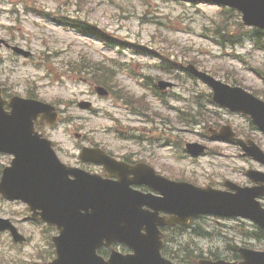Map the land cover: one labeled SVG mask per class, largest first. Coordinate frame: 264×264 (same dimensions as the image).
<instances>
[{
    "label": "clouds",
    "instance_id": "1",
    "mask_svg": "<svg viewBox=\"0 0 264 264\" xmlns=\"http://www.w3.org/2000/svg\"><path fill=\"white\" fill-rule=\"evenodd\" d=\"M27 3L28 0L0 3V24L5 28L21 27L25 34H30L31 25H39L40 34L45 38H63L58 44L62 55L32 62L16 58L12 63L8 59L10 53L0 48V60H3L0 68L8 70L6 74L0 73V80L9 85L6 93L0 92V115L11 116L14 111L12 96L31 98L30 85L33 80H39L53 90L37 89L40 95L55 101L60 117L55 131L60 135L71 138L83 129L85 135L81 141L85 147L96 146L90 136H100L101 142H119L123 147L134 149L138 159L160 160L188 175L196 174L200 158L188 153L184 137L190 136L194 142H207V137L212 135L202 113L214 106L215 89L194 72L189 75L190 66L184 63L183 57L177 62V53L192 51L200 61L230 64L233 70H239L240 65L232 59L222 58V51L244 57L249 62L254 60L257 52L264 54V43L252 35L253 28L244 23L233 24L234 31L230 33L227 25L217 22L221 10L205 8V0H95L92 7L103 8L112 17L120 29V37L130 40L131 44H143L144 49H166L170 53L167 62L153 52L116 41L109 45L104 37L81 33L68 25L33 20L24 15ZM13 8L20 16L19 25L15 24V17L8 16ZM79 18V15L73 16L74 20ZM228 35H239L240 40L234 46L224 48L221 37ZM0 39L31 50L27 41L21 44L18 39L13 41L5 34H0ZM51 46L57 45L53 42ZM196 49L199 52L194 51ZM33 55L40 57L41 53L35 51ZM17 76L23 79H16ZM53 76L57 78L53 79ZM129 84L135 91L129 89ZM97 88L105 89L104 93L98 92ZM79 101L87 102L84 110L79 107ZM37 116L40 122L46 119L45 113L40 111L32 117V123L37 122ZM250 119L247 115L236 118L242 129L241 141L246 139L244 130L250 131ZM48 123L51 128L54 121ZM177 127L185 131H177ZM118 129L137 138L136 142L117 141ZM81 141L76 142L77 148ZM243 158L244 153L238 149L233 170ZM244 164L248 166L247 161ZM127 169L126 180L131 182L135 180L136 165L129 164ZM106 178L120 183V176L111 174L108 169ZM132 185L128 183L129 188ZM146 210L150 208L141 205V211ZM141 234H146V230L141 229ZM220 247L222 250L223 246ZM230 264H245V260L237 256L230 258Z\"/></svg>",
    "mask_w": 264,
    "mask_h": 264
},
{
    "label": "water",
    "instance_id": "2",
    "mask_svg": "<svg viewBox=\"0 0 264 264\" xmlns=\"http://www.w3.org/2000/svg\"><path fill=\"white\" fill-rule=\"evenodd\" d=\"M210 1L238 9L245 25L264 29V0ZM189 71L214 87L217 103L233 112L249 115L264 129L263 102L239 88H230L197 73L192 67ZM98 92L104 93L101 89ZM12 101V115H0V152L14 156L11 167L3 171L0 193L9 200L26 203L34 215L38 214L60 231V236L53 238L57 259L50 264H109L110 259V264H172L160 256L162 243L158 227L185 226L198 215L240 216L264 229V210L256 202L264 194V175L247 173L259 184L250 189L226 183L234 193L170 182L156 176L152 170L131 182L123 172L116 174L120 176L119 184L104 181L63 166L51 150V143L34 132L31 121L37 112H44L47 121L56 120L52 107L18 98ZM80 106L85 108L86 104ZM187 149L193 155L203 151L195 144L188 145ZM252 155L264 163V155L256 148L252 149ZM97 157L100 158L98 163H112L98 150L83 149L80 155L84 160L95 161ZM128 183L146 184L162 198L144 196L131 190ZM141 205H147L153 212L141 211ZM160 211L171 217H158ZM141 229H145L146 234H141ZM5 230L15 241H23L8 221L0 220V231ZM104 241L108 246L117 241L123 243L132 249L133 255L122 256L112 251L110 259L104 261L96 256V249ZM238 252L245 264H264V253L244 248ZM197 264L230 263L200 260Z\"/></svg>",
    "mask_w": 264,
    "mask_h": 264
},
{
    "label": "rangeland",
    "instance_id": "3",
    "mask_svg": "<svg viewBox=\"0 0 264 264\" xmlns=\"http://www.w3.org/2000/svg\"><path fill=\"white\" fill-rule=\"evenodd\" d=\"M4 2H6V0H0V3ZM28 3L29 5L33 4L38 9H42L40 11L42 14L38 15H36L37 12H35L34 15L24 12L25 16L31 17L33 20L41 21L47 24L52 21L49 20L48 17L43 16L44 11L57 12L61 10V12L65 13L64 15L67 17V19H72L71 16L73 17L74 15H79V21L88 23L95 30L101 31L104 29V32H97V36L95 37H104L106 39L111 38V41H107L109 45H111L113 41H116L122 45H131L132 47H136L138 49H144L143 44H131L130 40L120 37V29L116 27V23L113 21L112 17L103 8L98 6L92 7V5L95 4V0H28ZM204 7L207 9H218L217 7L210 5H204ZM13 9L8 12V16L15 17V24L19 25L21 22L19 14H10ZM225 18L226 17L221 14L217 22L219 23V20ZM225 20L227 21L228 25H237L235 18L228 17V19ZM31 29L32 31L30 34H25V29L21 27L5 28L4 24H0V34L8 35L13 41L18 39L21 44L27 41V45L31 49L29 51L32 53V58L25 61L32 62L41 58L44 59L45 54L47 56L50 55L49 59H56L62 55L58 47L59 41L63 39L61 36H56L51 39L45 38V36L40 34L41 30L39 25L35 24L31 25ZM232 31H234V29ZM113 32H115V35ZM13 33H15V35H13ZM53 42H55L57 46L50 47V44ZM221 44L224 48L230 47L222 40ZM23 48L25 49V47ZM144 50L153 52L156 56H163L166 60L167 56L170 54L166 49ZM35 51H39L41 56L34 57L33 52ZM194 51L199 52V49ZM182 57L185 64H193L199 70L212 73L216 75V78L224 82L228 81V84L232 83V81L241 83L243 87L254 90L259 94V98L264 100V54L257 52L254 60L249 62V60L244 57L233 56L231 53L222 51V58L234 60L240 65L239 70H233L230 64L218 63L215 60L200 61L196 58V56L193 55L192 51L186 50L183 52H178L177 62H179ZM8 59L12 63L16 62V58H14L11 54ZM1 61L3 63V60ZM33 66L35 67V65ZM7 71L8 70L0 68V73L6 74ZM56 78L57 77L53 76V79ZM161 78L164 80L163 77ZM16 79L22 80L23 77L17 76ZM2 84L5 85L7 89H9V85H6L3 80H0V85L2 86ZM128 87L130 90L135 91V88L131 84H129ZM30 88L32 92L35 91V94H37L39 97L38 99L55 105L54 100H50V98L47 96L40 95L39 91H37V89L41 88H43L44 92L53 91L47 86L42 85L39 80H33ZM252 90L250 91L253 92ZM208 112V116L204 117V119H206L208 122L206 124L207 127L213 126L214 123H228L237 129L241 128L236 123V118L238 116L227 115L216 107H212ZM56 125L51 128L45 126V128H41L40 131L43 132L47 138L54 141L57 149L61 150L58 153L60 158L65 161L67 158H72L71 161L73 162L74 155H77V152L75 151L76 140L74 138V134L79 133L80 135L84 136L85 130L82 129L77 131L71 138H68L55 131ZM101 130L103 129L101 128ZM177 131L184 132L185 129L177 127ZM121 133L126 134L127 132L119 129L116 130L117 141H124L118 137ZM89 138L94 139L96 144L103 145L113 153L119 155H128L131 156V158H134V160L148 161L151 165H153L158 173L169 179L186 181L200 187L211 186L214 188H221V185L224 181H232L239 185H248L249 183L244 177L245 170L254 169L264 171L263 167H257V164L245 158H243L241 163L236 167L235 170H233V165L236 163V152L238 149L227 144L210 141L198 142L205 145L208 151L205 156L200 157V167L196 171V174L188 175L183 173L179 168L162 163L160 160L148 158L138 159L134 149L123 147L119 142L104 143L101 142L102 137L100 136H90ZM129 141L136 142V140ZM184 141L185 143L194 142L193 138L190 136H185ZM258 146L264 151V139L260 138L258 141ZM10 161L11 157L0 155V168L9 165ZM244 161H247L248 166H245ZM262 203L264 204V200H262ZM28 217V212L26 211V208L23 204L19 202H6L0 197V218L10 219L18 228V231L28 239L27 244L19 246L13 244L9 236L0 235V264H28L51 257V251L48 248V238L54 235V233H51V231H49L44 225L31 223L28 220ZM238 222L240 221L218 220L213 218L198 220L197 224L203 225L202 227L210 229V231L214 233V236L203 238L188 233L181 239H176V244L169 245L168 250L175 251V249L180 247L181 257H183L184 254H186L185 251L188 250L191 251L190 255H196L203 252V255L208 257V252H210V255H216L219 256V258H230L231 249L234 244L237 247L247 246V248L252 250L264 251V242H260L259 240H255L254 238H249L246 236V234H249L251 231H253L251 230V226L247 222H240L242 225ZM197 224H194V226H197ZM231 238H233V242L231 241ZM253 241L255 243H251ZM221 245L223 246L222 250L220 247Z\"/></svg>",
    "mask_w": 264,
    "mask_h": 264
},
{
    "label": "trees",
    "instance_id": "4",
    "mask_svg": "<svg viewBox=\"0 0 264 264\" xmlns=\"http://www.w3.org/2000/svg\"><path fill=\"white\" fill-rule=\"evenodd\" d=\"M226 12H229V11H226ZM228 17H234V15H228V16H226L225 19H228ZM225 19H221V20H219V22L222 23V24L227 25L228 28H229V32L231 33V31H230V29H231V25H228V23H227V21H226ZM255 34H256V35H259V33H257V32H255ZM225 38H228V42H229V43H233V42L231 41V39H232V35H228V36H223V37H221V39H225ZM258 38H259V37H258ZM259 40H260V39H259ZM183 231H185V229H181V228H175V229H172V230L170 231L169 235H168V239H169L170 241H172L174 235H182V234H183ZM193 233H194L196 236H201V237H205V236L208 235V233L205 231V229H202V228H200L199 226L197 227V230L195 229V227H193ZM263 235H264V232H261V231H255V232L253 233V237H254V238H257V239H258V238L261 239ZM163 254H164V255H167V253H166V248L163 250ZM237 256H238V255H237V252H236V248L233 246L232 249H231L230 258H234V257H237Z\"/></svg>",
    "mask_w": 264,
    "mask_h": 264
},
{
    "label": "flooded vegetation",
    "instance_id": "5",
    "mask_svg": "<svg viewBox=\"0 0 264 264\" xmlns=\"http://www.w3.org/2000/svg\"><path fill=\"white\" fill-rule=\"evenodd\" d=\"M124 160L126 161V162H128V163H131V162H133V161H129V160H127L126 158H124ZM102 173V169H99V168H97V170L95 171V173Z\"/></svg>",
    "mask_w": 264,
    "mask_h": 264
}]
</instances>
